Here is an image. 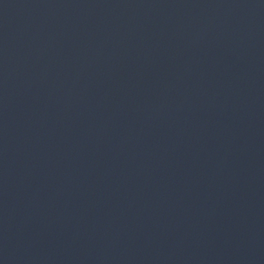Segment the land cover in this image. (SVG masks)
<instances>
[{"label": "water", "instance_id": "obj_1", "mask_svg": "<svg viewBox=\"0 0 264 264\" xmlns=\"http://www.w3.org/2000/svg\"><path fill=\"white\" fill-rule=\"evenodd\" d=\"M0 264H264V0H0Z\"/></svg>", "mask_w": 264, "mask_h": 264}]
</instances>
